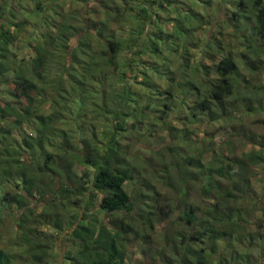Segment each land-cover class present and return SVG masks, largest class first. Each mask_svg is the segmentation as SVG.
Instances as JSON below:
<instances>
[{"label": "trees", "instance_id": "trees-1", "mask_svg": "<svg viewBox=\"0 0 264 264\" xmlns=\"http://www.w3.org/2000/svg\"><path fill=\"white\" fill-rule=\"evenodd\" d=\"M69 1L82 6L66 9ZM90 1L0 0V87L14 77V92L27 99L35 86L15 121L8 115L16 106L0 100V264H130L132 244L143 257L135 264H260L264 236L248 229L249 206L243 204L256 199L250 176L243 174L247 159L236 167L214 156L216 165L207 172L186 165H193L190 145L200 150L189 124L200 126L201 113L211 120L224 113L239 61L253 70L260 66L244 48L245 57L218 60L212 76L201 57H215L214 37L223 49L229 43L211 31L213 23L231 7L229 25L248 29L246 49L264 53L247 14L254 2L255 29L264 39V0H94L99 7ZM21 40L33 52L15 50ZM198 75L208 86L185 79ZM185 92L195 98L191 117L183 114L190 106L188 96L181 97ZM41 106L49 110L38 112ZM176 111L178 118L169 117ZM156 121L173 137L160 148L151 144ZM248 135L264 147L263 135ZM144 137L150 157L137 148ZM247 155L250 163L262 160ZM150 172L169 174L163 183L175 187L173 198L153 190ZM127 185L138 193L135 199ZM195 189L208 204L185 208L183 197ZM32 200L58 201L63 208L74 203L82 210L71 218L64 252L51 251L41 227L62 232L60 210L51 205L37 213ZM8 217L21 231L17 238L3 236ZM12 239L17 242L10 249ZM255 239L261 246L251 249Z\"/></svg>", "mask_w": 264, "mask_h": 264}, {"label": "rangeland", "instance_id": "rangeland-1", "mask_svg": "<svg viewBox=\"0 0 264 264\" xmlns=\"http://www.w3.org/2000/svg\"><path fill=\"white\" fill-rule=\"evenodd\" d=\"M91 6H102L100 4H97L94 0H91L89 2ZM82 6L81 2H75V1H69L67 3L66 9ZM256 7L254 5V2H250L247 14L249 15V25H250V31L251 29L253 31H256L254 33V41L255 43L262 44V47L264 49V39L257 33V30L255 29V12ZM226 11V10H225ZM233 9L229 11H224L221 13L220 16H218V19L216 22L213 23L212 32L216 31L223 34L221 37L224 41L229 42L228 44L225 43L224 49L223 45L217 43L216 44V37H212L209 35V38H213L212 42H215L214 45V52L215 57H212L211 59H203L201 57L200 61L201 64H208L210 65V71L215 75L214 71V65L218 62V60H221L223 56H226L228 54L234 55L237 59L238 57H245L244 51H247V55L249 56V60L251 61V57L258 58L257 63L255 65L260 66L256 68L255 70L250 69L248 67L249 65H246L239 61V69L238 73L231 76V80L235 84V93L233 96H230L226 102L227 105L224 106L221 110H224V113L222 115L215 119L211 120L209 116L205 113H201L204 116L202 117V121L198 122L200 126L196 124V121L194 123H190L189 126L191 128V135L192 140H194L197 144L199 149H196V147L193 149V145H190L191 151L189 152V155H192L191 160L193 159V165L191 163H188L186 166L190 168V170H195L197 167L200 168V170H204L206 168V172L208 170L211 171L213 167L216 165V159L215 157H218V160H222L221 162H227L229 160H232V162H237L236 167H238L239 162L241 159H247L246 164L243 165V174L244 176L249 175L252 186L254 188L255 192V200H243L244 205L249 206L248 209V217L250 220V223H248V229H251L253 227V230L258 231V234H262L264 236V226H259L257 222L263 224L264 222V153L260 152L261 147L259 144L256 145V143L251 142L249 133H254L256 135H263L264 136V53L259 52L256 50V46H254L251 49H246V38L248 30H242V31H235L233 30L232 26L229 24H233ZM216 23V24H215ZM129 28V26H128ZM121 31V34L123 37H127L128 29ZM245 32V33H244ZM249 36V35H248ZM23 39V38H22ZM25 40V39H23ZM26 42L24 41H17L15 43V50L19 52H24V54H28L29 51L34 50L33 46H27ZM219 44V45H218ZM218 45V46H217ZM264 51V50H263ZM231 52V53H230ZM261 59V62H260ZM248 61V60H247ZM205 71V70H204ZM161 78V77H160ZM197 78V79H196ZM14 77L10 79L9 85L6 84L3 87H0V100L3 102H9L13 105H15V109L9 113L8 117L10 120L15 121V112L16 109L20 107V105H30V97H32V93L35 92V86L29 89V97L23 98L20 95L16 94L13 89V83H14ZM162 79V78H161ZM184 79V78H182ZM187 80H191L190 82H197L202 88L208 86L207 82L201 77V75L196 76H190L185 77ZM184 79V80H185ZM186 81V80H185ZM257 85V86H256ZM183 91V89H182ZM52 93V92H51ZM48 93V96L49 94ZM194 94V93H193ZM188 96V97H187ZM182 98L187 97L188 101L187 103L190 105L183 114L191 117L193 110H191V104L194 102L195 98L188 95V92H185L181 95ZM190 101V102H189ZM228 103L231 105L229 107ZM249 107H252L251 111L248 110ZM219 109V108H218ZM217 108L214 109V111L218 110ZM49 108L47 106H41L39 108L38 112H46ZM173 117V119L178 118V112L176 111L173 115H170L169 117ZM171 117V118H172ZM160 122V121H156ZM155 135L151 138V144H154L156 148H160L166 141L171 140L172 133L170 130H165L163 127H161V122L158 123L155 127ZM146 130V129H145ZM144 130V131H145ZM41 133L42 131H38ZM35 133V131H34ZM172 137V138H171ZM136 138V137H135ZM147 146V149H150V139L147 140L146 137H144V140L139 143L137 146L140 153L144 154L145 156H152L154 153H148L145 150V147ZM254 152L255 154H260L262 156V160L254 163H250V160H248V153ZM137 160V158L135 157ZM135 161V160H134ZM136 165L135 163H133ZM247 164L249 165L247 167ZM196 167V168H195ZM247 167V168H246ZM84 168L77 165L78 172H82ZM170 173H175V167L170 168ZM213 170V169H212ZM161 175V176H160ZM159 176H153L152 173L148 175V181H151V183L155 186L153 190H157L158 192H162L165 195L169 196L170 198H173V195L176 194L175 187H170L167 184L163 183L164 177L168 176V173H160ZM233 177H235L233 175ZM239 178V177H238ZM197 182H195L192 186H195ZM61 185V182H58V186ZM175 186V185H174ZM177 186V184H176ZM129 193L132 195V198L135 199V195L138 193L134 191V188L131 186L125 187ZM150 190V189H145ZM143 191V190H142ZM139 192V191H138ZM154 192H152V195ZM151 195V196H152ZM140 197V195H139ZM163 197L161 196V200L163 201ZM183 205L184 207L188 208L190 205L195 206H201L207 205L208 201L202 199L200 197L199 192L195 189L191 192H189L186 196L183 197ZM32 204L37 208V213H41L43 211H46L47 209H50L51 205H54L52 208L56 210H60V216L61 223L63 225V231H58V228H56L55 225L51 226H41L43 230L46 233L47 238L49 239L50 244L53 246L51 247V251L54 249L57 251V253L64 252L65 248V241H66V234L69 232V226L72 225L70 223L71 220L75 221L76 212L82 211L78 208V205H73L74 203H69L65 208H63L60 205V202H37L36 200ZM178 202V200H177ZM176 202V203H177ZM98 204V203H97ZM97 204L94 207V209L97 208ZM4 203L0 201V207H2ZM72 206H77L76 208H72ZM135 206L131 208V211L134 212ZM92 212V210H91ZM179 213V210H176L175 213ZM126 216L129 215V213H125ZM100 217H102V214H99ZM108 217H110L108 215ZM55 217L53 218V222L55 221ZM129 219V218H128ZM108 222V218L106 219ZM3 231V236L6 238H17L20 236V229L18 228L17 222L13 218H6L3 221V228H1ZM255 231V232H256ZM257 233V232H256ZM264 238V237H263ZM136 241H138L136 239ZM16 239H12V243L9 245V248H15L16 245ZM9 244V242H5ZM3 241H1L0 245H3ZM258 240H254L253 248L256 249L257 246L260 247L261 245H258ZM6 246V245H5ZM243 246V242L238 243V247L241 248ZM18 247V245H17ZM245 249V248H242ZM241 249V250H242ZM248 251L249 248H246ZM241 253V251L239 250ZM143 260L142 254L139 253V247H137L136 244L130 245V247L127 250V262L130 264H135L138 262H141ZM46 264H49V261L45 260ZM259 262V261H258ZM238 262H235L234 264H237ZM260 264H264V258L260 262Z\"/></svg>", "mask_w": 264, "mask_h": 264}]
</instances>
